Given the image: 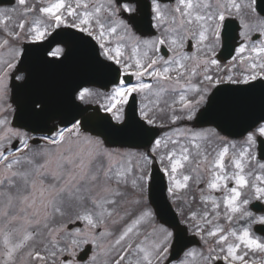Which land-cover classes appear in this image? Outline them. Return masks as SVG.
Wrapping results in <instances>:
<instances>
[{
	"label": "snow or ice",
	"instance_id": "obj_1",
	"mask_svg": "<svg viewBox=\"0 0 264 264\" xmlns=\"http://www.w3.org/2000/svg\"><path fill=\"white\" fill-rule=\"evenodd\" d=\"M12 2L0 7V264H264V95L235 137L217 122L222 95L264 89V0ZM61 35L112 78L74 90L77 115L49 126L47 95L19 93L29 46ZM77 100L95 115L81 119ZM25 112L37 126L18 123ZM205 118L214 127L190 123Z\"/></svg>",
	"mask_w": 264,
	"mask_h": 264
},
{
	"label": "water",
	"instance_id": "obj_2",
	"mask_svg": "<svg viewBox=\"0 0 264 264\" xmlns=\"http://www.w3.org/2000/svg\"><path fill=\"white\" fill-rule=\"evenodd\" d=\"M70 50L71 47L69 46L68 66L64 68V73L30 75L28 83L22 86L23 91L19 93V95L24 96L25 103L33 93L43 92L47 95L51 104V112L46 118L49 126L54 121L70 122L72 117L77 115V109L73 106L71 99L74 90L78 91L84 86L99 85L101 83V73L94 69L83 46L78 42L77 46L74 47V52ZM42 62H45L44 55H42ZM106 76L111 77L109 74H106ZM262 95H264V89L256 88L246 94L226 93L218 98L217 122L222 124L224 132L235 137L250 119L258 117L262 111ZM76 103L79 104L77 101ZM80 108L88 109L86 113L81 115V119L95 115L94 107L80 105ZM91 110L93 112H90ZM225 113L228 114V119H223ZM18 123L32 127L37 126V122L27 112L20 117ZM197 124L199 126L214 125L207 118L197 120ZM95 127L97 130H102L98 124ZM118 143L119 141H117Z\"/></svg>",
	"mask_w": 264,
	"mask_h": 264
},
{
	"label": "rangeland",
	"instance_id": "obj_3",
	"mask_svg": "<svg viewBox=\"0 0 264 264\" xmlns=\"http://www.w3.org/2000/svg\"><path fill=\"white\" fill-rule=\"evenodd\" d=\"M15 6V5H14ZM207 129V128H206Z\"/></svg>",
	"mask_w": 264,
	"mask_h": 264
}]
</instances>
